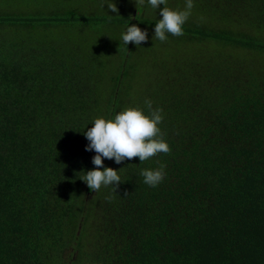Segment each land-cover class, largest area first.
Wrapping results in <instances>:
<instances>
[{"label": "trees", "instance_id": "1", "mask_svg": "<svg viewBox=\"0 0 264 264\" xmlns=\"http://www.w3.org/2000/svg\"><path fill=\"white\" fill-rule=\"evenodd\" d=\"M106 3L54 0L33 14L0 0V264H264V0H194L189 50L146 96L171 151L104 159L116 194L80 179L95 168L84 133L128 107L148 113L122 33L133 20L155 27L163 6L97 15ZM118 26L109 72L78 40ZM161 164L164 180L145 184L141 170Z\"/></svg>", "mask_w": 264, "mask_h": 264}, {"label": "clouds", "instance_id": "2", "mask_svg": "<svg viewBox=\"0 0 264 264\" xmlns=\"http://www.w3.org/2000/svg\"><path fill=\"white\" fill-rule=\"evenodd\" d=\"M135 3L136 7L137 5L143 6L145 0H135ZM147 3L153 9H158L160 5L164 6L159 12L162 18L155 23L154 37L156 39L165 42L168 39L166 34L176 37L184 34L183 25L191 15L194 7L193 0H186L184 10L171 9L167 6L168 0H147ZM106 5L112 12L118 13L115 3L110 2ZM147 39V31L141 30L135 24L128 26L126 32L122 33V41L125 45L134 43L139 46ZM144 103L148 109L147 114L139 107H128L116 114L113 119H94L92 127L84 133L89 141L85 150L96 153L92 158L95 168L87 171L80 179L85 181L93 192H98L102 186H111L112 192L116 194L117 188L122 183L119 171L104 167V159L114 160L115 163L120 164L126 159L131 160L138 157L142 163L157 154L170 153L169 144L164 140L159 127L163 121V110L153 109V102L150 99L146 98ZM165 167L161 164L154 170H141L140 175L144 178L143 182L151 187L158 186L165 178ZM107 199H111V196Z\"/></svg>", "mask_w": 264, "mask_h": 264}, {"label": "rangeland", "instance_id": "3", "mask_svg": "<svg viewBox=\"0 0 264 264\" xmlns=\"http://www.w3.org/2000/svg\"><path fill=\"white\" fill-rule=\"evenodd\" d=\"M21 3H29V6H22L21 10L32 12L33 14H40V10H47V4L52 3L54 0H17ZM60 4H70L72 1L78 0H57ZM82 1V0H80ZM85 2V0H83ZM113 2L116 4L118 8V13L112 12L108 7L98 9L97 15L100 16H125V15H133L136 12H142V6L137 5L135 0H107V3ZM194 3V0H193ZM186 5V0H168V7L173 10H184ZM45 6V7H44ZM163 6V5H162ZM160 5V7H162ZM164 7V6H163ZM7 9V7H5ZM13 9L10 10H20V5L17 7L12 6ZM20 10V11H21ZM30 10V11H29ZM153 11L151 8L150 12ZM159 15L160 10H156ZM199 11V12H198ZM140 14V13H139ZM203 14V11L200 8H197L194 4V7L191 10V15L188 20L193 18L200 17ZM90 15V14H89ZM141 19L133 20L132 23L126 25V29L128 26L133 24L139 25ZM68 28V26H65ZM98 28H102V23L97 25ZM116 28L114 27V31H110L109 34L104 35L103 32H96L94 36H91V32L86 31L84 35L81 37L76 34L75 37L79 38V47L85 49L86 43H89L90 50H95L97 47L100 50V54H104V60H108L109 63L104 67L105 71L112 72L116 69V65L118 64V59L121 58L120 55L116 52V46L114 45V41L117 36L119 38L120 34H118ZM154 28L151 26L142 27V30L147 31L148 39L146 42H141L139 46L134 43L131 44V48L129 52L123 58V61H126L127 66L133 67V75L130 79L132 86L134 87V94L136 95V99L139 98V94H143V98L149 95L150 89L156 85L160 81V74L162 73V69L165 63L171 59L178 58L181 59L180 55L183 53V49L187 48L189 50L190 44L187 43V40H181V36L179 39L176 36H168V39L165 42H161L159 39L154 37ZM98 31V30H97ZM117 31V32H116ZM67 35H70L72 32L66 30ZM101 34V35H100ZM112 35V37H110ZM114 35V36H113ZM74 37V38H75ZM185 41V42H184ZM108 52V54H107ZM103 57V58H104ZM175 57V58H174ZM108 80V79H106Z\"/></svg>", "mask_w": 264, "mask_h": 264}]
</instances>
